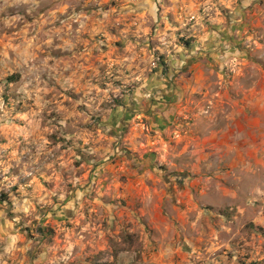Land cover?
I'll return each instance as SVG.
<instances>
[{
    "label": "rangeland",
    "instance_id": "1",
    "mask_svg": "<svg viewBox=\"0 0 264 264\" xmlns=\"http://www.w3.org/2000/svg\"><path fill=\"white\" fill-rule=\"evenodd\" d=\"M179 4L138 48L143 36L94 15L109 5L0 0V180L21 177L0 185V205L19 201L9 219L22 217L15 228L31 241L8 254L0 241V264H264V143L256 174L230 173L212 157L200 171L191 152L185 162L169 156L199 102L220 100L213 68L251 87L246 56H263L264 0ZM219 19L245 28L225 35L224 47ZM229 53L240 60L224 65ZM171 109L175 122L165 126ZM25 185L47 195H24Z\"/></svg>",
    "mask_w": 264,
    "mask_h": 264
},
{
    "label": "crops",
    "instance_id": "2",
    "mask_svg": "<svg viewBox=\"0 0 264 264\" xmlns=\"http://www.w3.org/2000/svg\"><path fill=\"white\" fill-rule=\"evenodd\" d=\"M232 15L235 14H231V16ZM231 18H234V16ZM235 19L227 23H223L222 19H219L217 22L218 25H222V29L218 31L220 39L218 42L222 44V47H224L225 44V41H222L225 35L226 37H230L233 33H236L235 31L238 28H243L242 30L245 29L239 24L241 21L238 20L239 22H237ZM262 27L264 29V24ZM224 29L226 31L222 32ZM260 47L263 49V56H246L248 60L245 59L247 62H253L251 65H254V67L251 69L255 70L253 71V76L249 78L252 84L249 89L248 85H243L238 88L235 82L239 81V76L237 78L232 77L230 72L224 68H213L212 71H210L212 75L217 74V78L221 79L218 82L219 89L215 92V96L219 97L220 100L215 101L214 99V101L210 103V107L207 106L204 101V103L199 102V106L196 107L197 111L194 114V122L186 124L189 129H186L185 135L178 132L174 138L177 139L179 149H182L169 154V156L172 155L176 161L185 162L188 156L185 153L191 152L192 155L194 154L195 157L198 158L197 161L199 164H197L196 168H199L200 171L203 162L205 160L208 161L210 157L216 160L213 162L214 165L217 164V161L220 164H222L221 162L226 163L230 169V173L256 174L263 171L264 88L262 82L264 80V44ZM238 54L239 53H229L223 56L221 61H228V63L224 65L229 66L230 62L240 60ZM245 55L247 54H244V56ZM261 59H263V67L254 63L261 61ZM259 63L260 62L257 64ZM233 65L234 63L232 66ZM243 71L245 70H242V72ZM231 72H236L240 76H245V74H247V72H237L235 69L231 70ZM251 74L250 72L249 75ZM187 75L188 74H184V76ZM232 78L235 79V81H231ZM207 79V71H201V75L198 76V81L203 82L200 88L202 93L207 89V83H205ZM217 81L218 80L214 83L216 84ZM235 93H238L237 95H239L240 98L238 97L235 99V97H232ZM242 96H244L243 99H241ZM225 99L227 102L224 101ZM174 112V109L169 111V123L166 124L165 122V126L170 124V122H175V116L172 115ZM168 147L171 148V145ZM167 160L170 161L169 158ZM252 181H254V176ZM249 202L251 203V200H249Z\"/></svg>",
    "mask_w": 264,
    "mask_h": 264
},
{
    "label": "clouds",
    "instance_id": "3",
    "mask_svg": "<svg viewBox=\"0 0 264 264\" xmlns=\"http://www.w3.org/2000/svg\"><path fill=\"white\" fill-rule=\"evenodd\" d=\"M249 2H251V0H249ZM88 3L94 4L98 9H102L104 5H109V12L104 13L102 11H98L94 13V15H102L106 19L111 17L112 19L110 22L114 26L126 24L124 29L125 33L138 38L143 36V40L136 45L138 48L141 46V43L144 47H147V40L153 38L148 34L152 25L156 26V32L159 33L161 24L168 25V13L170 11H174L178 6H180L179 0H115V7H111L113 0H88ZM157 5H159V7H157ZM185 6H187L186 3ZM205 10L207 11V8ZM157 13H159V18L157 17ZM180 26L184 27V23L181 22ZM121 35L123 36L124 33H121ZM118 38L119 37H111L112 40H116ZM137 67H139V65H137ZM117 70L122 71L123 69ZM134 75L135 74H133V76ZM12 155L15 156V152H13ZM32 164H40L38 156L32 161ZM10 166L11 165H9V167ZM44 167H48V165H44ZM4 171L7 172V168H5ZM36 171L39 174H43L40 173L39 168H37ZM31 174L32 173L25 171L22 172V177ZM20 179L21 177H12L9 180V177L5 175L4 178L0 180V185H4L5 188H10L13 184L18 183ZM29 186L30 185H25L21 189V192L24 193V195H34L38 199H43L44 196L47 195V193L43 191L30 194L26 192V188ZM12 205L13 206L11 207L8 203L0 205V241H3L4 244L7 245L4 250V254L12 252L23 253L27 250L28 244L31 243V241L25 242L26 234L21 236L19 230L15 228V225L20 223L22 217L16 215L14 219H9V213H16L20 210L19 201L16 200L15 197H12ZM29 208H34V205L29 203ZM24 211L28 212V209H24ZM24 226L26 227L27 224ZM18 244L22 246H18ZM17 259L19 260V257H17ZM0 260H2V256H0ZM3 264H7V262L4 261ZM21 264H23L22 261Z\"/></svg>",
    "mask_w": 264,
    "mask_h": 264
},
{
    "label": "trees",
    "instance_id": "4",
    "mask_svg": "<svg viewBox=\"0 0 264 264\" xmlns=\"http://www.w3.org/2000/svg\"><path fill=\"white\" fill-rule=\"evenodd\" d=\"M18 81V78L17 76H11L7 79V82L9 83H14V82H17Z\"/></svg>",
    "mask_w": 264,
    "mask_h": 264
}]
</instances>
